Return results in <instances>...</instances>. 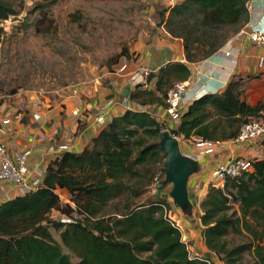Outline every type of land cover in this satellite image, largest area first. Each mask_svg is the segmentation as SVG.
Returning <instances> with one entry per match:
<instances>
[{
    "label": "trees",
    "instance_id": "1",
    "mask_svg": "<svg viewBox=\"0 0 264 264\" xmlns=\"http://www.w3.org/2000/svg\"><path fill=\"white\" fill-rule=\"evenodd\" d=\"M249 1L183 0L164 7L159 21L173 37L183 40L187 61L195 63L215 54L247 25ZM54 2L38 5L41 17L33 24L37 29L51 32L47 25L53 22ZM23 10L24 4L17 7L0 0V21ZM72 16L82 18L78 13ZM124 56L132 58L127 47L109 65L119 64ZM190 75L188 63L171 61L152 69L146 83L154 81L152 87L142 85L128 97L141 105H166L168 91ZM248 80L234 75L224 91L196 99L177 126L166 127L148 111L128 109L82 151L55 156L41 187L0 203V264H217L209 257L192 256L182 230L166 216L165 207L171 209L172 204L164 193L146 200L141 197L158 170L166 177L167 156L159 143L163 130L185 139L226 141L238 135L248 117L259 116L264 100L256 105L247 102ZM168 185L173 188L165 179L164 186ZM62 189L70 196L67 203L60 196ZM201 208L204 244L219 262L244 264L243 253L252 249V264H264V157L254 161L252 172L229 178L224 189L211 186ZM192 210L193 205L185 214L191 215ZM53 211L73 219H53ZM244 229L255 235L256 245L229 246L227 234Z\"/></svg>",
    "mask_w": 264,
    "mask_h": 264
},
{
    "label": "crops",
    "instance_id": "2",
    "mask_svg": "<svg viewBox=\"0 0 264 264\" xmlns=\"http://www.w3.org/2000/svg\"><path fill=\"white\" fill-rule=\"evenodd\" d=\"M166 8H171L174 1L183 0H161ZM250 20L249 28H262L264 0H250L248 3ZM163 7V8H164ZM169 12H166V17ZM157 21L155 33L151 42L144 46L142 52L137 51L134 66L117 79L102 86L96 83L93 87L75 89L65 96L64 100L56 106L27 112L25 111L18 120L10 116L9 111L0 109V126L5 127L2 138L6 141L13 154L23 150L31 149L29 158L33 170L32 178L39 175L45 177L47 167L55 154L50 152L52 144H67L68 151L80 152L91 140L98 136L107 125L97 122V117L104 115L107 123L114 117L124 114L126 108L121 97L129 94L137 88L130 78L132 74L143 68L159 70L171 61H181L189 64L191 75L187 79L189 86L183 98L184 111L196 99L208 93H219L227 88L234 75L243 76L248 80L246 100L252 105L264 100V67H260L259 58L262 49L253 45L245 36L236 34L222 48L209 58L189 63L184 52V44L181 38L173 37L165 28L164 24ZM100 82V81H99ZM154 81L149 83L152 87ZM128 86L131 88L128 90ZM146 86H144L145 88ZM116 99L114 105L109 106L110 99ZM132 110L148 111L158 116L167 126H177L178 122L169 120L166 105L151 104L141 105L132 101ZM76 112V113H75ZM4 120H10L7 125ZM221 141V140H220ZM206 146H198L196 143L181 146L184 153L199 158V170L189 178L188 190L193 205L191 215H186L182 209L176 208L181 221L180 229L189 249L195 252L196 247L200 249L201 256L217 260L204 244L202 236L203 225L201 215V201L208 194L211 187V172L219 163L226 161L233 155L245 156L253 161L264 157V135L235 142L233 139L222 141L220 146H215L212 152L206 153ZM171 185L164 191V196L171 198ZM60 193L68 194L66 189ZM21 195L8 181L0 180V203L15 196ZM180 224V223H179ZM199 256V254H192Z\"/></svg>",
    "mask_w": 264,
    "mask_h": 264
},
{
    "label": "rangeland",
    "instance_id": "3",
    "mask_svg": "<svg viewBox=\"0 0 264 264\" xmlns=\"http://www.w3.org/2000/svg\"><path fill=\"white\" fill-rule=\"evenodd\" d=\"M8 1L25 7L19 15L0 21V109L7 108L15 120L25 111L58 105L75 89L114 82L121 64L109 63L124 47L132 53L122 74L128 72L137 51L143 53L151 42L164 7L161 0H55L50 8L53 22L47 25L52 30L46 32L33 26L41 17L37 7L45 0ZM74 13L82 18L76 20ZM261 118L264 122V115ZM151 197L147 191L141 200ZM67 200L69 194L63 193L62 201ZM176 208L173 217L181 225ZM60 216L58 211L51 213L53 219ZM255 229L260 231L261 227ZM55 236L59 238V233ZM225 239L229 246L258 242L246 229L242 233L230 231ZM191 253L203 257L198 247ZM253 262V250H246L242 263Z\"/></svg>",
    "mask_w": 264,
    "mask_h": 264
},
{
    "label": "built area",
    "instance_id": "4",
    "mask_svg": "<svg viewBox=\"0 0 264 264\" xmlns=\"http://www.w3.org/2000/svg\"><path fill=\"white\" fill-rule=\"evenodd\" d=\"M175 3L176 2L174 1L173 6L176 5ZM238 34L245 36L253 45L258 46L262 49V53L259 58V65L260 67H264V26L262 28H249L245 26ZM128 61L129 58L127 56L122 57L121 61L118 64H121V66L115 72L117 75H123L122 73L128 67ZM151 71V69L143 68L142 70L132 74L130 78L131 84L134 86H147V77ZM188 86V80L178 81L167 93V96L165 98L166 112L169 120L172 122H178L182 116V113L184 111L183 98L185 93L187 92ZM115 102L116 99L112 98L108 101V105L112 106L115 104ZM121 102L126 108H132V101L128 97V94H125L121 97ZM261 115H264V110L259 113V116L248 117V119L242 124L238 135L233 139V141L241 142L264 135V122L262 121ZM97 122L101 125L108 124L104 115L98 116ZM9 123L10 120L3 121L4 125H7ZM4 132L5 127L0 126V180L11 182L14 185V188L21 195L37 190L42 186L44 178L42 177V175H39L36 178H32L31 176L33 173L29 162V158L32 153L31 149H26L17 154H13L8 143L2 138ZM176 137L179 139L181 146L194 143H196L198 146H206V153L212 152L215 146L218 147L222 144V141L220 140L208 141L203 140L202 138L197 136H194L190 139H185L179 136ZM69 148L70 147L67 144H52L49 150L50 152L55 154V156H57L63 152L68 151ZM184 154L192 157L197 162L199 161L198 157H194L193 155H190L188 153ZM253 170V160L245 156L233 155L226 161L221 162L217 166H215V168L211 172L210 184L211 186L224 189L229 178H238L243 176L245 173L252 172ZM165 179L166 177L163 176L162 170H158L153 177L152 183L149 188V193L153 196H161L164 193ZM62 194L63 193H60L61 198ZM169 202L172 204V207L171 209L165 207L166 216L180 228L179 222L173 217V214L175 212L174 207L176 208V206L172 197L170 198ZM60 219L65 222H71L73 218L61 214Z\"/></svg>",
    "mask_w": 264,
    "mask_h": 264
},
{
    "label": "water",
    "instance_id": "5",
    "mask_svg": "<svg viewBox=\"0 0 264 264\" xmlns=\"http://www.w3.org/2000/svg\"><path fill=\"white\" fill-rule=\"evenodd\" d=\"M130 88L128 86V90ZM159 143L167 156L166 179L173 185L171 197L175 206L186 213L192 206L188 190L189 178L199 170V163L183 153L179 139L169 130H163Z\"/></svg>",
    "mask_w": 264,
    "mask_h": 264
}]
</instances>
